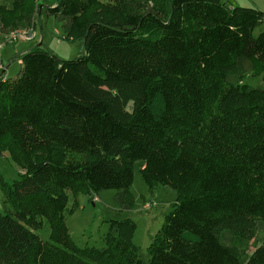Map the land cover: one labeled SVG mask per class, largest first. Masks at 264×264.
<instances>
[{
  "label": "trees",
  "instance_id": "1",
  "mask_svg": "<svg viewBox=\"0 0 264 264\" xmlns=\"http://www.w3.org/2000/svg\"><path fill=\"white\" fill-rule=\"evenodd\" d=\"M34 0L0 5V28L29 25ZM48 15L83 53L36 44L0 80V264H264V14L224 0H55ZM175 201L147 248L131 219L106 221L101 247L79 246L66 214L78 195L117 191L132 206L134 166ZM74 200L68 208L69 197ZM48 225V241L37 235Z\"/></svg>",
  "mask_w": 264,
  "mask_h": 264
},
{
  "label": "rangeland",
  "instance_id": "2",
  "mask_svg": "<svg viewBox=\"0 0 264 264\" xmlns=\"http://www.w3.org/2000/svg\"><path fill=\"white\" fill-rule=\"evenodd\" d=\"M55 0H34L35 8L29 25L19 24L8 31L0 28V75L13 78L17 75L21 65L20 53L33 48L36 44H42L43 48L61 60H70L83 53L82 42L79 39H66L64 25L48 15L47 9L54 6ZM229 4L242 7L256 8L264 14V0H224ZM0 5L12 8L13 0H0ZM264 30V25L258 27L254 34ZM32 35L31 41L19 40L16 36ZM27 51V50H26ZM25 51V52H26ZM23 54V53H22ZM7 66V67H6ZM245 82L255 88L264 86L261 77L247 78ZM143 162H137L134 166V179L129 194L132 206H126L121 202L117 191L107 190L93 195L91 198L78 195L77 206L72 212L66 214V224L69 235L79 246L101 247L102 238L107 232L106 221L131 219L136 224L133 235V244L139 247L140 257L147 260V248L152 237L160 230L165 213L175 201V191L167 186H157L149 191L144 184L139 170ZM21 168L11 158L8 151L0 154V174L6 182L19 177ZM2 195L0 192V209L2 207ZM74 200L69 197L68 208L73 207ZM37 235L43 241H48L49 228L43 221L42 228ZM264 237V225H258L256 240L245 244L239 238L232 236L228 231L221 234L220 242L225 246L245 248L250 254L257 243Z\"/></svg>",
  "mask_w": 264,
  "mask_h": 264
},
{
  "label": "built area",
  "instance_id": "3",
  "mask_svg": "<svg viewBox=\"0 0 264 264\" xmlns=\"http://www.w3.org/2000/svg\"><path fill=\"white\" fill-rule=\"evenodd\" d=\"M16 36L18 37L19 40L24 39L26 41H31L33 39L32 35H22V33H19ZM0 68H1V64H0ZM5 78H6V75H0V80L4 81Z\"/></svg>",
  "mask_w": 264,
  "mask_h": 264
},
{
  "label": "crops",
  "instance_id": "4",
  "mask_svg": "<svg viewBox=\"0 0 264 264\" xmlns=\"http://www.w3.org/2000/svg\"><path fill=\"white\" fill-rule=\"evenodd\" d=\"M26 50H28V49H26ZM26 50H24L22 53H24ZM22 53H20V54H22ZM7 67V66H6ZM99 195H97V197H98Z\"/></svg>",
  "mask_w": 264,
  "mask_h": 264
}]
</instances>
